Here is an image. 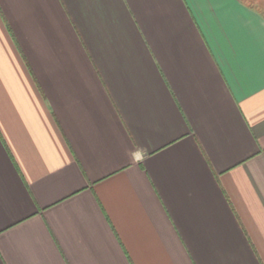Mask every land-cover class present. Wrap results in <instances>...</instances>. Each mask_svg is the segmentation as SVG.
<instances>
[{
    "label": "crops",
    "instance_id": "crops-1",
    "mask_svg": "<svg viewBox=\"0 0 264 264\" xmlns=\"http://www.w3.org/2000/svg\"><path fill=\"white\" fill-rule=\"evenodd\" d=\"M0 264H264V0H0Z\"/></svg>",
    "mask_w": 264,
    "mask_h": 264
},
{
    "label": "snow or ice",
    "instance_id": "snow-or-ice-1",
    "mask_svg": "<svg viewBox=\"0 0 264 264\" xmlns=\"http://www.w3.org/2000/svg\"><path fill=\"white\" fill-rule=\"evenodd\" d=\"M220 2H225V3H227V2H231V0H220Z\"/></svg>",
    "mask_w": 264,
    "mask_h": 264
}]
</instances>
